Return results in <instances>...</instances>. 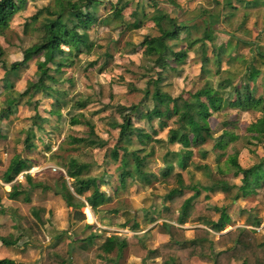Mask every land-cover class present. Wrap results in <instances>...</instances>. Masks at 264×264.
I'll return each instance as SVG.
<instances>
[{"label": "rangeland", "instance_id": "obj_1", "mask_svg": "<svg viewBox=\"0 0 264 264\" xmlns=\"http://www.w3.org/2000/svg\"><path fill=\"white\" fill-rule=\"evenodd\" d=\"M68 1L74 6L80 0ZM122 1H129L122 13V21L129 22L130 12L135 8L142 9L146 14L142 19V26L122 33L123 27L120 26L119 20L107 18L117 1L101 0V4L95 10L98 23L91 26L87 32L88 40L93 45L91 51L78 55L71 65L64 67L57 83H48L63 92L62 103L58 106L61 114L59 120L49 113L52 109V99L37 92L32 95L29 103L25 97L20 98L13 115L8 120L0 121V134L3 135L0 139V169L6 164L9 152L14 151L30 160L31 167L26 173L33 177L34 182L43 185L31 190L30 202L24 203L20 198L7 199L10 184L0 182V208L3 210V214H0V225L4 228L3 234L10 239H18L17 243L9 247L0 244V258H8L20 264H162V255L151 256L148 252L153 249L159 250L161 245L168 241V236L157 230L164 222L181 228L186 239H194L196 229L208 232L207 242L211 243L216 252L232 245V242L228 241L225 247H221L220 233H214L198 222L188 220L183 225L176 222L173 206L171 207V203L165 199L166 192L176 184L172 179L166 180L160 175L161 168L165 166V158L169 160L172 152L180 150L179 145L166 142V131L172 126L171 121L162 129H158L155 122H152L153 128H156V135L152 136V141L145 150L152 151L146 170L153 172L156 179L149 185L137 179L128 180L125 188L115 189L117 163L109 159V150L114 145L117 130L111 126V120L117 123L121 121L116 111L117 106H129L140 101L148 104V98L145 96L148 91L151 92V87L146 85V80L155 76L149 69L151 63L142 55L143 47L139 45L145 35L156 34L149 19L154 10L152 0ZM155 1L170 17L189 25H199L198 29L208 14H216L219 18L213 27L212 43L225 46L227 43L235 42L238 44V52L246 58L255 55L257 49L264 54V0H230L234 8L226 7L223 4L225 0H175L174 5L168 4L166 0ZM45 7L53 9L54 0H27L25 8L13 17L8 28L0 29V102L4 100L6 93L2 84L5 68L12 62L20 60L21 51L30 46L38 36L32 29L34 24H30L26 30L23 24L29 21L30 16ZM44 17L46 12L42 11L37 20ZM199 33V30H192L191 36L195 37ZM248 43L253 46H247ZM210 44L211 42H208V45ZM178 45L184 47V42ZM40 60V57L33 58L15 75H9L13 91L23 92L26 82L35 80L36 62ZM92 60H98L99 64L105 63L101 72L97 71L98 65L85 66ZM176 68L177 72L165 73L162 87L164 91L172 96L178 94L185 96V92L194 91L201 85L202 79L192 51L187 53V58L177 64ZM230 68H235V64H231ZM259 68L261 75L258 82L262 84L264 65ZM77 101L85 102V106L77 108L75 105ZM35 112L41 120L43 128L41 132L32 125V116ZM257 116L258 114L253 112L226 108L214 113L209 119V125L214 130V135H218L223 129L224 122L233 121L236 126L234 132L243 134L245 126ZM71 118L81 122L91 121L94 133L104 142L103 147L67 145L64 142L67 135L86 136V127L82 123L70 125ZM134 124L150 132L145 121L135 120ZM29 128L33 130L32 142L36 147L26 152L21 141ZM211 144V141H207L199 148L188 149L186 168L182 169L173 164L169 177L180 174L184 183L190 185L207 186L216 180L238 185L239 178L232 173L223 177L214 173L217 163L215 153L211 151ZM45 145L49 149H46ZM263 148L264 142L252 141L251 145L240 150L237 156L238 164L243 168L252 165L264 155ZM69 157L90 164L88 173L103 180L99 190L110 197L106 204L100 205L96 202L97 209L94 211L88 206L81 207L79 211L82 216L72 207L66 206L62 199L53 193L59 172H64L62 164ZM224 161L223 156L219 159V165L223 166ZM202 165H207L213 172L211 178L200 168ZM15 179L23 182L21 174ZM191 195L192 191L184 190L185 198ZM232 196L218 189L208 193L201 191L193 198V203H197L202 214L213 220L218 215L214 208L229 209L231 221L221 234L245 228L252 231L256 242L264 240V205L254 196L234 200ZM30 208L37 211L38 220L32 215ZM150 217H153L152 222H149ZM254 219L259 221V225L252 224ZM133 222L137 223L135 230H131ZM89 234H97L99 237L86 247H81L79 241L75 242ZM112 235L131 239L132 243L120 253L114 248L105 253L103 251L105 240ZM204 235L201 233V236ZM57 238L59 242L52 246ZM242 252L231 255L225 260V264H241ZM179 258L184 264H211L196 256H189L186 252L179 254Z\"/></svg>", "mask_w": 264, "mask_h": 264}, {"label": "trees", "instance_id": "obj_2", "mask_svg": "<svg viewBox=\"0 0 264 264\" xmlns=\"http://www.w3.org/2000/svg\"><path fill=\"white\" fill-rule=\"evenodd\" d=\"M112 12L107 16L110 20H119L122 26V33L140 28L142 19L146 17L142 9L130 12V21H122V13L129 4V1L116 0ZM168 4L174 5L175 0H166ZM242 1V0H238ZM27 0H0V29H6L13 17L25 8ZM68 0H54L53 9L47 7L38 10L28 18V22L23 24L26 30L30 24H34L32 29L38 33L37 39L27 48L21 51V58L12 62L5 68L2 77L3 89L6 90L5 98L0 102V121L8 120L13 115L19 99L26 98L29 103L34 93H43L52 99V109L50 114L59 120L61 114L59 105L62 103V91L56 86L48 83H57L62 69L72 64L73 59L81 54H88L92 49V43L88 40L87 32L91 26L98 23L95 10L101 4V0H80L74 6ZM154 7L153 14L149 17L156 31L155 35H145L140 42L143 47L142 55L144 59L151 63L150 71L154 77L146 80V85L151 87V92L146 93L148 104L143 101L129 106H117L116 111L120 117L117 123L111 120V126L117 130L113 147L109 150V159L117 163L115 168L117 189H123L127 181L137 179L145 185H149L156 175L146 170L148 158L152 151H146V147L156 135L158 129L167 126L171 121L172 126L166 131V142L180 146V150L172 152L170 159L165 158L160 175L166 180L172 179L175 187L169 188L165 194V199L173 206L176 213L178 225L185 224L188 220H193L205 226L214 233H220L219 242L221 247H225L228 241L232 242L230 247L214 251L210 242H207L208 232L196 229L194 239H186L182 235V229L169 224L162 223L158 226L159 233L167 235L168 241L158 249L148 252V255H162V264H184L179 258V254L184 252L198 257L202 261L211 264H225V260L237 252L243 253L241 264H264V240L256 242L252 231L245 228L229 231L221 234L230 223L228 208H214L218 213L215 220L202 214L197 203H193V198L197 197L201 191L206 193L218 189L226 194H232V199L250 196L257 197L264 205V155L248 167H241L237 162L240 150L252 141L256 143L264 142V82H258L261 75L259 66L264 65V54L258 49L255 55L248 58L238 52V44L227 43L225 46H217L213 41V27L219 16L208 14L202 26L187 24L170 17L165 11L160 9L155 0H152ZM226 7L234 8L230 0L223 3ZM159 7V8H158ZM46 12V17L37 20L38 15ZM104 19V18H103ZM103 19L101 21H103ZM192 30L200 31L199 35L192 37ZM179 42V43H178ZM184 42V47L179 46ZM208 42H211L208 45ZM252 47L253 44H247ZM192 51L194 59L198 64L199 76L202 79L201 85L194 91L185 92V96L178 94L172 96L162 89L165 81V73L177 72L176 65L182 63L187 58V53ZM40 57L36 62L34 81L26 82L23 92L12 90L9 75H15L18 70L33 58ZM235 64L231 69L230 65ZM97 67L101 72L105 63H98L92 60L86 63V67ZM223 65H226L223 67ZM264 79V78H263ZM77 108H83L85 102H75ZM36 105H33L35 110ZM226 108L242 112H253L258 116L244 128L243 134L234 132L233 121L223 123L218 135H214V130L209 125V119L214 113ZM33 124L37 131H43L41 120L35 112L32 116ZM135 120H143L148 124L150 132L144 128L135 126ZM70 125L82 123L86 127V136L74 137L67 135L64 142L75 147H103L101 141L94 133L91 121L71 118ZM232 128H227V127ZM34 137L32 128L25 131L22 139V147L26 152H30L36 146L33 144ZM3 135L0 134V139ZM207 141H211V151L215 153L217 163L216 174L225 176L232 173L239 178L238 185H229L225 180L212 181L209 185L185 184L180 174L169 177L173 164L182 169L186 168L189 158L188 149L199 148ZM158 142V141H157ZM46 149H49L45 145ZM264 152V148H263ZM202 156L204 151L201 152ZM225 157L223 166L219 165V159ZM31 167L30 160L21 157L14 151L9 152L6 164L0 169V182L10 184L7 192V199H21L24 203H29L30 191L43 187L39 182H34L33 177L26 173ZM64 172L57 177V184L53 188V193L58 195L66 206H70L80 216L81 207L88 206L91 210H96V202L106 204L110 197L99 190V185L103 181L99 176L88 173L90 164L80 162L72 157L67 158L62 164ZM207 176L211 178L213 172L207 165L200 166ZM55 171V170H54ZM22 175L23 182L15 179ZM169 177V178H168ZM67 178L68 180H66ZM165 180V179H164ZM192 191V195L185 198L184 190ZM234 190V194H233ZM87 195L85 196V194ZM83 198V200H80ZM85 210V209H84ZM30 212L38 218V213L34 208ZM0 214L3 210L0 208ZM153 221L150 217L149 222ZM253 225H259V221L254 219ZM17 228V226H14ZM0 225V244L9 247L17 243V238L10 239L3 234ZM137 229V223L133 222L131 230ZM204 233V236H201ZM99 235L89 234L86 238L75 240L80 242L81 247L91 244ZM59 239H55L56 245ZM130 243L131 239L120 238L119 236H109L105 240L103 251L109 253L112 248L120 253ZM0 264H20L8 258H0Z\"/></svg>", "mask_w": 264, "mask_h": 264}]
</instances>
